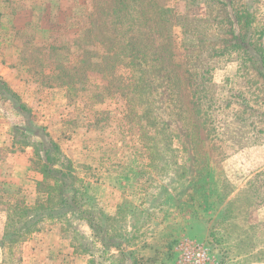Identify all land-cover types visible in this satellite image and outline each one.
<instances>
[{
    "label": "rangeland",
    "instance_id": "1",
    "mask_svg": "<svg viewBox=\"0 0 264 264\" xmlns=\"http://www.w3.org/2000/svg\"><path fill=\"white\" fill-rule=\"evenodd\" d=\"M228 1L151 0L171 46L115 60L84 37L102 0H0V80L28 111L0 94V264H176L183 238L221 264H264V84L227 42L248 0ZM250 2L264 48V0ZM116 30L114 46L150 37ZM50 140L84 183L93 230L45 177Z\"/></svg>",
    "mask_w": 264,
    "mask_h": 264
},
{
    "label": "trees",
    "instance_id": "2",
    "mask_svg": "<svg viewBox=\"0 0 264 264\" xmlns=\"http://www.w3.org/2000/svg\"><path fill=\"white\" fill-rule=\"evenodd\" d=\"M104 3L103 6H97L99 4H94L92 13H91V21H90V29L85 32L84 37H88V35L92 36L93 40L98 42L106 52V54L110 55L109 59H115L119 57L122 53L127 54V52L133 53L134 58H136V54L139 56L145 55V50L148 45H155L153 49H155V54H159V50L163 48H169L171 45L167 41V36L165 34L156 33V25H161L164 28V24L167 22H162L160 19L161 14H167L168 10L160 5H155V15L154 13L150 16V8H151V0H102ZM230 4V0L228 1ZM251 3V2H250ZM249 0L244 2L242 6L243 9L239 6H234L233 12L229 15L230 21V33L232 35L231 40L229 39L227 42L230 43L235 49L242 50V55L247 61H250L255 65V71L259 75L260 79H262L264 84V48L263 42L258 44L259 47L254 46L253 37L251 35L252 31L256 28H253V25L256 26V22L254 21L253 13L250 11L252 3L250 4ZM101 16V17H100ZM154 16V18H153ZM100 17V18H99ZM154 19V20H153ZM126 24L127 28L134 30V28L141 29V27H145L146 31L150 35V37L140 40L137 39L132 43H119L117 46H114L116 43V36L119 31L116 30L117 27ZM110 29L111 37L108 36ZM260 32L261 38L264 36V27ZM127 31V30H126ZM235 31H238L236 33ZM119 37V36H118ZM122 38L119 37V39ZM153 39V40H152ZM142 42V44H140ZM148 42V43H147ZM147 43V44H146ZM61 45L58 46V48ZM86 46V45H85ZM85 46L81 48L83 52ZM253 46V47H252ZM51 48V47H50ZM57 48V47H55ZM54 49V48H51ZM127 49L128 51H126ZM134 51V52H133ZM123 55V56H124ZM128 55H130L128 53ZM99 64H89L92 67L98 66V68H105L107 57L99 58ZM116 60V59H115ZM157 61L159 63H163V59L158 58ZM114 63V62H113ZM86 65V64H85ZM60 70L56 72V78L64 76V69L61 70L60 66H58ZM102 79L105 83L108 82V76L101 73ZM75 77V74L70 75L69 79ZM69 83V82H68ZM65 85V83L63 82ZM61 84V85H63ZM110 84V83H109ZM72 85V84H69ZM7 96L13 103H17V110L20 113L25 115L28 114L27 108L23 103L17 102L18 98L16 94L9 88V86L0 80V94ZM264 99V98H263ZM264 103V100H263ZM28 116V115H27ZM28 128L25 126L24 129ZM15 135H18V126L13 127ZM20 130V129H19ZM47 135V134H46ZM48 136V135H47ZM25 137V136H24ZM48 146H44L42 148L43 159L47 163V165L43 166V172L45 173V177L49 178L53 181V185L55 189L58 191L59 196V206L67 205L70 210L75 213L78 219L85 221L88 224V227L93 230V226H91V219H87L84 214V210H81L83 205V198L85 199L86 192L83 190L84 183L82 180L77 178L71 171L72 165L69 160L63 157L61 154L59 147L54 141H48ZM57 164V165H56ZM41 204V202L39 203ZM91 217L94 218L93 214L87 213ZM123 248V245H120V248ZM119 248V249H120Z\"/></svg>",
    "mask_w": 264,
    "mask_h": 264
},
{
    "label": "built area",
    "instance_id": "3",
    "mask_svg": "<svg viewBox=\"0 0 264 264\" xmlns=\"http://www.w3.org/2000/svg\"><path fill=\"white\" fill-rule=\"evenodd\" d=\"M173 250L177 255L176 264H221L208 245L188 238L179 240Z\"/></svg>",
    "mask_w": 264,
    "mask_h": 264
},
{
    "label": "crops",
    "instance_id": "4",
    "mask_svg": "<svg viewBox=\"0 0 264 264\" xmlns=\"http://www.w3.org/2000/svg\"><path fill=\"white\" fill-rule=\"evenodd\" d=\"M95 186H96V188L97 189H102L103 187H102V185H97V184H95ZM98 186H100V187H98ZM105 190H103V194H99V195H95V197H97V202H99L100 201V203L102 202V201H106L105 199L106 198H108V196L105 194V196H104V191H105V193L107 192V186H105V188H104ZM110 188L108 187V190H109ZM114 193H116V190H115V192ZM115 196H116V194H114ZM109 203L111 204L110 206H112L113 205V202H111V201H109ZM115 204V203H114ZM123 208V207H122ZM52 228H54V227H52ZM59 241V243H62L61 245H63L64 246V241H62V240H58ZM60 245V244H59ZM76 260H78L79 261V258H76ZM259 264H262V263H259Z\"/></svg>",
    "mask_w": 264,
    "mask_h": 264
}]
</instances>
